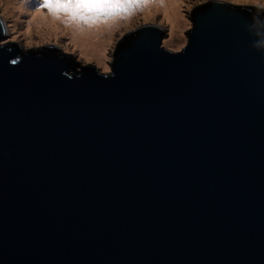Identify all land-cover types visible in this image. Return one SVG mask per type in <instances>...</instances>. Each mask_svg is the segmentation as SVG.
Here are the masks:
<instances>
[{
	"label": "water",
	"instance_id": "1",
	"mask_svg": "<svg viewBox=\"0 0 264 264\" xmlns=\"http://www.w3.org/2000/svg\"><path fill=\"white\" fill-rule=\"evenodd\" d=\"M252 12L197 5L179 53L140 23L107 79L47 45L0 48V264H264Z\"/></svg>",
	"mask_w": 264,
	"mask_h": 264
},
{
	"label": "clouds",
	"instance_id": "2",
	"mask_svg": "<svg viewBox=\"0 0 264 264\" xmlns=\"http://www.w3.org/2000/svg\"><path fill=\"white\" fill-rule=\"evenodd\" d=\"M208 2L209 0H0V9H3L0 11V20L5 21L0 23V33L4 37L0 40V48L15 44L25 55L29 50L36 51L39 55L40 51L37 49L47 45L49 50H59L61 58L71 56L76 65L83 64L79 73L75 72L76 75L84 67L91 65L97 75L107 79L115 76L111 68L113 59L108 52L114 51L113 46L118 40L134 30V20L155 21L160 16L157 27L165 32L161 37V42H164L168 38L167 26L172 23L168 13L170 5L184 6L181 8V16L188 25L183 32H187L191 29L192 22L185 12L191 13L197 5ZM214 2L243 7L245 10L254 9L252 24L249 26L252 34L257 37L253 47L264 49V0ZM6 4L12 5L18 13L11 24L7 23L10 15ZM21 24L22 28L19 27ZM34 34L37 38H34ZM61 40L64 41L63 44ZM184 40L185 43L175 49L176 53L186 48V36ZM7 50L11 51V47ZM22 59V56L17 55L9 59V64L18 66ZM61 74L72 78L74 72L68 70Z\"/></svg>",
	"mask_w": 264,
	"mask_h": 264
},
{
	"label": "rangeland",
	"instance_id": "3",
	"mask_svg": "<svg viewBox=\"0 0 264 264\" xmlns=\"http://www.w3.org/2000/svg\"><path fill=\"white\" fill-rule=\"evenodd\" d=\"M35 2H38V0H35ZM5 7L8 8V13L10 15V18L7 20V23L11 24V23H13L14 17L16 15H18V13H16L14 11V8H13L12 5H7L6 4ZM183 7H184L183 5H179V7H177V9H176V6L175 5H172V8H173L172 11L175 12L174 13L175 14L174 15V18L176 17V18L179 19V16L181 15V8H183ZM0 11H3V9H0ZM154 11H155V9H154ZM160 11H162V10H160ZM185 15H188L189 18H190L189 13L185 12ZM160 19H161V17L160 16H157L155 18V21H153L152 19H149L147 22H144L143 20H139V22H138V20H134L133 21V27H136L140 23H154V24H157L158 25V22L160 21ZM3 22L5 23V21H3ZM186 26H188L187 23H186V25L182 29L181 28H175V30H173V31L169 29L170 28L169 26H167L168 38H167L166 41L161 42V43H163L164 46H166V47H168L170 49H173V50H175L176 48H178L180 46V44L184 41V37L186 36L185 35V32H183V29ZM19 27L22 28L23 25L21 24V25H19ZM164 35H165V32H164ZM34 38H37V37H35V34H34ZM2 39H4V37ZM61 43L63 44L64 41L61 40ZM110 51L108 52V55L109 56H110ZM100 59H102V58H100ZM101 70H102V68H101Z\"/></svg>",
	"mask_w": 264,
	"mask_h": 264
},
{
	"label": "bare ground",
	"instance_id": "4",
	"mask_svg": "<svg viewBox=\"0 0 264 264\" xmlns=\"http://www.w3.org/2000/svg\"><path fill=\"white\" fill-rule=\"evenodd\" d=\"M175 6H176V9H177V7H179V5H175ZM172 9H173L172 5H170L168 7V13H169V18L171 19L172 23L169 26L170 27L169 29L172 31L175 30V28H181L182 29L186 25V21L182 18L181 15L179 16V19L176 17L174 18L175 12L172 11Z\"/></svg>",
	"mask_w": 264,
	"mask_h": 264
}]
</instances>
